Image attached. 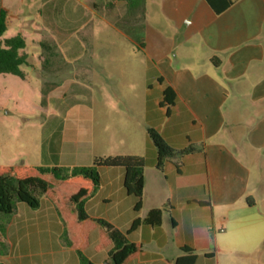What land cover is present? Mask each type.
Listing matches in <instances>:
<instances>
[{
    "label": "crops",
    "instance_id": "1",
    "mask_svg": "<svg viewBox=\"0 0 264 264\" xmlns=\"http://www.w3.org/2000/svg\"><path fill=\"white\" fill-rule=\"evenodd\" d=\"M27 1L0 0V11L10 13L9 24L22 20L26 43L39 45L54 59L63 52L78 55L82 42L92 52L101 40L105 62L112 57L114 70L132 67L135 74L145 135L140 155L147 160L142 209L134 210L136 200L127 194L121 168L101 169V188L86 204L92 217L128 232L137 218L170 203L161 226L141 225L128 234L142 245L128 264H168L183 255L184 247L197 252L196 264H263L264 0H239L221 15L206 0H43L38 16ZM96 19L102 22L100 35ZM118 24L132 28V34ZM125 43L132 47V66L120 55ZM91 63L80 67L86 76L78 81L111 71L107 64ZM96 103L90 100L91 106ZM94 110L87 108L90 117ZM149 128L177 150L195 146L199 151L185 155L180 169L167 162L159 171ZM90 131L86 139L74 128L52 131L37 165L25 166H88L84 161L91 157L83 145L92 148ZM120 135L125 142L126 135ZM103 204H117L118 210L102 217ZM0 228L5 230L0 264H82L46 197L38 209L18 203L12 215L0 216ZM97 240L93 232L85 254L105 264L110 249L96 252Z\"/></svg>",
    "mask_w": 264,
    "mask_h": 264
},
{
    "label": "rangeland",
    "instance_id": "2",
    "mask_svg": "<svg viewBox=\"0 0 264 264\" xmlns=\"http://www.w3.org/2000/svg\"><path fill=\"white\" fill-rule=\"evenodd\" d=\"M26 4L38 16L44 1L28 0ZM93 25L95 33L100 35L103 32L101 20L96 19ZM118 25L132 34V28ZM22 29V20L13 19L0 40L15 37L22 33ZM27 43L25 51L29 54V64L22 67L25 77L0 74V166L37 165L42 144L47 142L52 131L67 127L81 131L82 139H86L87 130H91L92 148L86 146V143L83 145L88 151L87 155L92 158L84 161L90 163L89 165L93 163L95 156L138 153L141 156L145 138L139 100L141 91L134 87L135 74L132 67H126L124 72L114 70L113 64L116 63L111 61L112 57L107 62L102 57L101 40L97 41L92 52H87L86 45L82 42L78 55L71 57L63 52L54 59L48 57L47 51L39 45L30 40ZM129 49L132 47L125 43L120 55L126 64L132 66L133 58L128 56ZM89 60L94 66L107 64L111 71L94 73L91 81H78L79 77L86 76V72L80 73V67L86 66ZM56 68H59L57 73L54 72ZM103 98L108 100L107 105L101 103ZM91 99L97 101L94 106L90 104ZM91 107L95 109L92 117L87 113V108ZM103 108L108 110L106 115L103 114ZM121 132L126 135L125 142ZM116 210L117 204H103L100 215L111 217ZM0 216L3 219L8 217L3 214ZM198 264L230 263L222 260L219 263ZM234 264L256 262L243 261Z\"/></svg>",
    "mask_w": 264,
    "mask_h": 264
},
{
    "label": "trees",
    "instance_id": "3",
    "mask_svg": "<svg viewBox=\"0 0 264 264\" xmlns=\"http://www.w3.org/2000/svg\"><path fill=\"white\" fill-rule=\"evenodd\" d=\"M206 1L217 15H221L239 0ZM9 19V11L2 9L0 38L9 28ZM26 48L27 43L22 34L0 40V74L24 78L22 67L29 64ZM166 97L167 101L172 102L174 94L168 91ZM147 135L156 148L155 167L159 171H163L167 162L180 169L181 159L185 155L199 151L195 146L177 150L153 128L147 130ZM146 166V158L139 155L97 156L88 166H0V214L12 215L18 203L38 209L41 198L47 197L56 207L66 228L69 245L79 255L82 264H96L85 254L93 232H97L98 239L94 250L102 252L110 249L108 263L128 264L142 251V245L132 242L128 234L141 225L161 226L163 214L171 211L170 203L150 210L144 219L137 218L128 232H123L103 218L92 217L87 212L86 204L101 188V169L121 168L125 172L124 187L127 194L135 198L134 210L139 212L143 206ZM4 246L5 230L0 228V250ZM181 250L183 255L168 264L197 263L198 254L194 249L184 247Z\"/></svg>",
    "mask_w": 264,
    "mask_h": 264
},
{
    "label": "water",
    "instance_id": "4",
    "mask_svg": "<svg viewBox=\"0 0 264 264\" xmlns=\"http://www.w3.org/2000/svg\"><path fill=\"white\" fill-rule=\"evenodd\" d=\"M105 264H110V263L106 262Z\"/></svg>",
    "mask_w": 264,
    "mask_h": 264
}]
</instances>
